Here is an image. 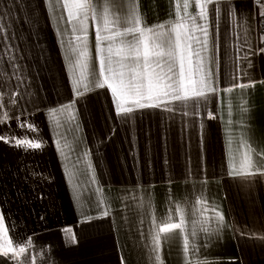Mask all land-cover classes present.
Segmentation results:
<instances>
[{"label":"crops","instance_id":"crops-1","mask_svg":"<svg viewBox=\"0 0 264 264\" xmlns=\"http://www.w3.org/2000/svg\"><path fill=\"white\" fill-rule=\"evenodd\" d=\"M179 2L182 5L183 0ZM229 2L237 12V29L233 31L222 11L216 53L220 89L227 86L229 72L236 73V32H242L241 23L248 26L254 54L249 56L250 67L247 61L239 62L246 72L240 82L254 81V87L219 91L197 115L145 109L125 122L117 117L107 88L74 97L56 31L63 23L49 13L46 0H0V23L7 25L2 35H10L14 46L11 53L0 54V103L4 105L0 111L10 117L0 124V135L9 138L0 140V212L8 229L7 237L0 233V241L11 239L15 246L14 233L25 242L32 237L34 264H121V257L124 264H153L152 216L159 223L171 213L172 222H179V205L186 220L194 207L198 217L212 220L220 212L240 232L254 233L241 235L226 228L207 247L200 240L197 255L189 254L192 264H264L260 239L264 237V182L240 185L226 175L228 135L242 130L236 122L241 119L243 99L248 101L245 120L253 147L264 148V54L258 51L261 7L258 0ZM137 3L148 26L174 19L177 0ZM212 7L209 25L214 31ZM198 11L190 0L189 12ZM94 45L95 28L90 26L93 56ZM12 56L22 83L11 75L16 71ZM17 91V103L12 105L10 98ZM74 99L76 121L69 123L67 113L58 114V126L50 110ZM209 112L216 118H208ZM17 116L34 124L38 132L19 128ZM15 139L41 142L42 147L25 149L16 146ZM84 152L90 153L98 184L90 182ZM75 192L80 193L79 202ZM98 198L104 201L102 207L96 206ZM104 209L109 210L107 217L100 215ZM82 210L98 218L83 222ZM68 228L76 243L68 239L64 231ZM174 232L172 239H162L163 264H185L182 234Z\"/></svg>","mask_w":264,"mask_h":264},{"label":"snow or ice","instance_id":"snow-or-ice-1","mask_svg":"<svg viewBox=\"0 0 264 264\" xmlns=\"http://www.w3.org/2000/svg\"><path fill=\"white\" fill-rule=\"evenodd\" d=\"M46 4L49 13L57 18L58 24L63 23V28L58 26L56 31L64 50L74 97L83 98L93 90L107 88L111 92L117 117L125 122L138 111L145 109H158L169 113L179 111L185 116L197 115L201 106L206 107L219 91L231 93L237 88L247 90L254 87V81L240 82L241 75H246V72L241 71L239 62L247 61L250 67L249 56L254 54L247 35L248 26L241 23L242 32H236V73L229 72L227 86L220 89L216 53L219 50L222 11L226 22L228 19L231 20L233 31L237 29V12L229 0H194V7L199 10L198 12H189L190 0H183L182 5L177 0L174 19L151 26L144 22L137 0H46ZM222 4L225 5L223 9ZM210 5L213 6L211 11L214 31L210 30L209 25ZM259 16L260 24L264 25V10L259 12ZM90 26L95 28L94 56L89 47ZM6 29L7 25L0 23V54L11 53L14 47L10 44L11 36L2 35ZM259 39L264 43V28L260 29ZM258 51L264 52V48ZM10 59L12 68L16 69L11 75L22 83L23 79L18 74L15 57L12 56ZM18 95V91L12 93L10 104L17 103ZM77 102L74 99L70 104L50 110L49 114L58 126L60 123L58 114L67 113L69 123L76 121L74 110ZM3 107L4 105L0 103V109ZM239 108L241 119L236 123L242 130L238 134L229 132L226 175L237 180L240 185L251 186L253 183L264 182V148L253 147L252 138L248 134L249 128L245 120V114L249 112L247 99H243ZM228 114L231 116V111ZM15 118L19 121V128L38 132L34 124L20 121L19 116ZM208 118L216 117L209 112ZM8 119H10L8 113L0 111V124ZM228 124L231 126L233 121L229 119ZM76 127L78 131V124ZM0 140L8 142L9 138L0 135ZM15 145L23 146L25 149L42 147L41 142L28 139H15ZM57 146L59 147V142ZM83 156L86 158L84 160L86 171L91 173L90 182L98 184L90 153L84 152ZM96 192H101V189L97 188ZM74 195L79 202L80 193L75 192ZM196 203H200V200L198 199ZM103 204V199L98 198L96 206L102 207ZM176 211L180 214L179 222H172L171 213L166 220L159 223L155 216H152L149 247L151 254H154L153 264H163L160 255L162 239L165 241L172 239L176 235L174 230H179L182 234L185 264H192L188 259L189 254L197 255L201 247L200 240H204L202 246L207 247L226 228L240 232L235 225L226 223L220 212H216L215 217L209 220L202 215L198 217L193 207L186 220V215L179 205ZM81 214L84 216L83 222L98 218L85 215L83 210ZM100 215L107 217L109 210L104 209ZM64 231L69 234L68 239L76 243L72 229ZM0 233L3 237L8 236L2 212ZM240 234L254 236L250 231ZM14 238L15 246L11 239L0 241V257L6 258L12 264H34L35 257L30 251L34 247L32 237H27L25 242L24 237L14 233ZM260 239L264 240V237ZM121 264H124L123 257Z\"/></svg>","mask_w":264,"mask_h":264},{"label":"built area","instance_id":"built-area-1","mask_svg":"<svg viewBox=\"0 0 264 264\" xmlns=\"http://www.w3.org/2000/svg\"><path fill=\"white\" fill-rule=\"evenodd\" d=\"M258 2H259V5L261 7V11L264 10V6H262V5H264V0H258ZM260 20H261V18H260ZM261 28H264V25L260 24V26H259V35H260V29ZM260 48H264V43L260 42ZM261 53L264 54V52H261Z\"/></svg>","mask_w":264,"mask_h":264},{"label":"trees","instance_id":"trees-1","mask_svg":"<svg viewBox=\"0 0 264 264\" xmlns=\"http://www.w3.org/2000/svg\"><path fill=\"white\" fill-rule=\"evenodd\" d=\"M0 264H12V262L8 261L6 258L4 257H0Z\"/></svg>","mask_w":264,"mask_h":264}]
</instances>
